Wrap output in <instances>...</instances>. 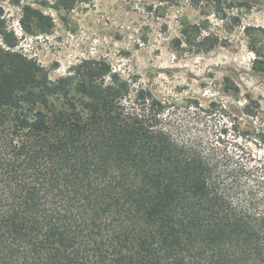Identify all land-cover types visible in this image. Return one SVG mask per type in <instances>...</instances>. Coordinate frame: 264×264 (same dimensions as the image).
I'll list each match as a JSON object with an SVG mask.
<instances>
[{"label":"trees","instance_id":"obj_1","mask_svg":"<svg viewBox=\"0 0 264 264\" xmlns=\"http://www.w3.org/2000/svg\"><path fill=\"white\" fill-rule=\"evenodd\" d=\"M17 47L0 32V264H264V162L222 106L98 61L51 80Z\"/></svg>","mask_w":264,"mask_h":264},{"label":"rangeland","instance_id":"obj_2","mask_svg":"<svg viewBox=\"0 0 264 264\" xmlns=\"http://www.w3.org/2000/svg\"><path fill=\"white\" fill-rule=\"evenodd\" d=\"M9 31L51 80L98 61L107 82L129 79L181 113L191 100L222 106L214 123L236 124L234 153L264 162V0H0Z\"/></svg>","mask_w":264,"mask_h":264}]
</instances>
